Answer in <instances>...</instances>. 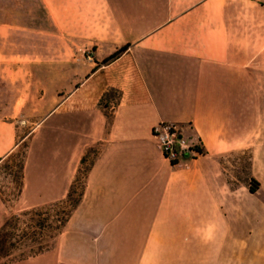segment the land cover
<instances>
[{
	"label": "crops",
	"instance_id": "crops-1",
	"mask_svg": "<svg viewBox=\"0 0 264 264\" xmlns=\"http://www.w3.org/2000/svg\"><path fill=\"white\" fill-rule=\"evenodd\" d=\"M160 122L203 151L171 164ZM25 140L22 209L97 148L59 253L264 264V0H0V163Z\"/></svg>",
	"mask_w": 264,
	"mask_h": 264
},
{
	"label": "trees",
	"instance_id": "trees-1",
	"mask_svg": "<svg viewBox=\"0 0 264 264\" xmlns=\"http://www.w3.org/2000/svg\"><path fill=\"white\" fill-rule=\"evenodd\" d=\"M128 46V44H125L119 47L105 57L102 62L106 63L118 57L127 50ZM87 151L81 157L80 165L87 161ZM201 151H203L202 148ZM23 164L24 158L19 164L20 173L17 192L21 189ZM90 165L91 162L89 167ZM79 172L80 166L76 175ZM76 175L65 198L46 205L24 208L5 217L0 225V259H5V264L35 257L47 251L53 245L55 238L61 233L81 199L83 186L78 197L73 199L72 193ZM258 188L259 182L255 178L250 177L249 190L255 192Z\"/></svg>",
	"mask_w": 264,
	"mask_h": 264
},
{
	"label": "rangeland",
	"instance_id": "rangeland-1",
	"mask_svg": "<svg viewBox=\"0 0 264 264\" xmlns=\"http://www.w3.org/2000/svg\"><path fill=\"white\" fill-rule=\"evenodd\" d=\"M32 127V124L24 123L20 127V132H27ZM27 146V140L21 142L16 147V149L0 163V225L2 224L5 217L22 209V207L16 205V199L20 173L19 164L24 158ZM96 150V146L90 148L87 151V156H90L89 159L82 165H79L80 172L76 175L75 185L72 193L73 199H76L81 191L87 168L89 167ZM245 160L246 159L244 155L243 175L241 173V169H237V171L235 168L230 171L229 174L235 178H241V176L245 177ZM97 258L98 256H90V261H87L86 264H97ZM4 260L5 259H0V264H5ZM16 262L17 261H12L7 263L18 264ZM19 264H83V257L82 255L66 256L63 253H59L56 246L52 245L41 255H38L34 258H29L23 263Z\"/></svg>",
	"mask_w": 264,
	"mask_h": 264
},
{
	"label": "built area",
	"instance_id": "built-area-1",
	"mask_svg": "<svg viewBox=\"0 0 264 264\" xmlns=\"http://www.w3.org/2000/svg\"><path fill=\"white\" fill-rule=\"evenodd\" d=\"M152 134L164 158L171 164H178L185 157L190 158L202 152L200 144L191 142L177 123L160 122L153 126Z\"/></svg>",
	"mask_w": 264,
	"mask_h": 264
}]
</instances>
